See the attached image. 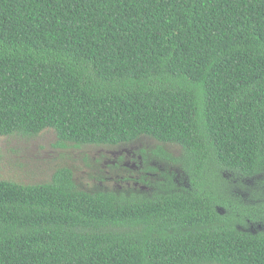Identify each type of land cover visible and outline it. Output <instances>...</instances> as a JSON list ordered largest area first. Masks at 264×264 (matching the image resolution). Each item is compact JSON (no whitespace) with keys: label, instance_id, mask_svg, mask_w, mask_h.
Wrapping results in <instances>:
<instances>
[{"label":"trees","instance_id":"obj_1","mask_svg":"<svg viewBox=\"0 0 264 264\" xmlns=\"http://www.w3.org/2000/svg\"><path fill=\"white\" fill-rule=\"evenodd\" d=\"M46 131L179 146L149 151L178 172L0 178V264H264V0H0V137Z\"/></svg>","mask_w":264,"mask_h":264},{"label":"rangeland","instance_id":"obj_2","mask_svg":"<svg viewBox=\"0 0 264 264\" xmlns=\"http://www.w3.org/2000/svg\"><path fill=\"white\" fill-rule=\"evenodd\" d=\"M54 140L55 136L47 131L29 142L0 137V178L27 184L44 182L61 163V155L65 153L68 155L65 163L73 170L76 185L87 191L120 189L124 192H134L138 188L149 189L150 186L144 185L141 178L162 176L159 170L152 171L147 166L178 172L169 165L170 163L168 166L160 164V158L149 151L161 145L162 149L178 157L180 147L156 142L149 137H142L125 145L85 150L54 147ZM147 153L148 156H145ZM228 174L235 176L233 172ZM235 201L237 203L241 200L235 198ZM222 213H226L225 210H222Z\"/></svg>","mask_w":264,"mask_h":264},{"label":"flooded vegetation","instance_id":"obj_3","mask_svg":"<svg viewBox=\"0 0 264 264\" xmlns=\"http://www.w3.org/2000/svg\"><path fill=\"white\" fill-rule=\"evenodd\" d=\"M145 156H148V153Z\"/></svg>","mask_w":264,"mask_h":264}]
</instances>
